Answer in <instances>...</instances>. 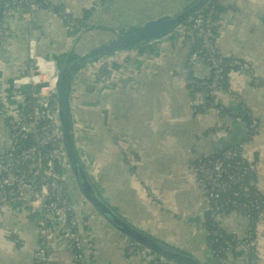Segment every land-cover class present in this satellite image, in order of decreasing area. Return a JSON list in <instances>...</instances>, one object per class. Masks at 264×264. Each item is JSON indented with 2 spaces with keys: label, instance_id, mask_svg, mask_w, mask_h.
I'll use <instances>...</instances> for the list:
<instances>
[{
  "label": "crops",
  "instance_id": "crops-1",
  "mask_svg": "<svg viewBox=\"0 0 264 264\" xmlns=\"http://www.w3.org/2000/svg\"><path fill=\"white\" fill-rule=\"evenodd\" d=\"M42 1L78 21L88 12L91 16L83 25L148 19L172 0H112V6L104 11H99V0ZM219 3L227 11L215 33L216 48L225 57L247 64L254 79L239 71L227 74V92L218 96L223 118L214 111L194 113V107L203 103V95L192 97L187 90L188 48L174 38L126 56L118 69L125 74L120 81L85 85L80 80L75 86L81 142L90 172L103 193L126 217L171 242L199 251L204 240L195 236L199 232H193L197 225L183 220L204 208L201 197L192 193L188 166L199 156L216 154L221 152L220 146L238 141L247 128L244 112L258 122V132L244 144V157L264 195V0ZM44 11L34 12L29 26L11 17L2 23L7 50H0L4 64L0 69V151L6 141L8 112L19 111L24 103L23 96L11 90L12 79H6L5 70L10 68L9 73L14 74L25 65L28 38H34L38 48L40 45L42 56L73 36L53 13ZM192 71L198 78L208 74L201 66ZM221 124L228 127L225 135L214 132ZM88 214L90 219L83 221L90 264H153L143 257L128 261L126 241L89 209ZM257 227V264H264V223ZM39 248L38 225L28 210L1 209L0 264H35ZM67 251V243L57 240L54 260L61 264Z\"/></svg>",
  "mask_w": 264,
  "mask_h": 264
},
{
  "label": "built area",
  "instance_id": "built-area-1",
  "mask_svg": "<svg viewBox=\"0 0 264 264\" xmlns=\"http://www.w3.org/2000/svg\"><path fill=\"white\" fill-rule=\"evenodd\" d=\"M107 2L109 0H99V6L102 7ZM38 10L53 13L69 34H76L80 30V21L63 19L62 15L68 13L63 10L54 13L48 2L0 0V50H7L3 21L11 17L20 19L29 26L32 14ZM190 24L188 32L199 39L198 48H195L191 37H186V33H179L173 38L188 48L187 66L190 71L195 66H201L208 74L203 78L193 75L185 79V86L191 92L196 88L202 89L201 95L206 91L210 101L208 110H213L218 117L223 118L224 110L218 104V96L227 92V74L239 71L249 80L254 79L247 64L225 57L217 50L215 32L221 27L222 20L214 21L210 15H198ZM26 48L27 63L19 68V78L12 80L10 84L14 93L23 96L24 103L19 111L8 112L6 141L0 151V210L20 208L28 210V214L35 218L40 241V248L34 255L35 264H58L53 257V246L57 240L65 241L68 246L61 264H84L77 220H88L91 215L86 216L88 208L83 202L73 206L67 194L65 159L56 125V65L40 56L34 38H28ZM3 66L0 62V69ZM103 67L101 63L85 71L82 83L97 84L99 81L96 80ZM109 71L106 80L109 84L125 77L119 70ZM77 96L75 92L73 104L76 108L80 104ZM244 114L247 118V130L239 144L223 151L219 157L199 156L191 164L194 186L204 203V214L214 221L231 210L246 223V229L242 233L219 229L229 236L233 247L223 250L224 255L215 259L227 264H257L254 229L259 223H264V195L256 184L252 165L244 157V142L254 138L258 132V122L249 113ZM227 129V125L221 124L214 128V132L225 135ZM85 225L87 227V224L84 223L86 231ZM202 232L206 234L208 229L202 228ZM217 241L216 239L215 242ZM125 244L128 261L143 257L152 260L153 264L162 262L128 241Z\"/></svg>",
  "mask_w": 264,
  "mask_h": 264
},
{
  "label": "water",
  "instance_id": "water-1",
  "mask_svg": "<svg viewBox=\"0 0 264 264\" xmlns=\"http://www.w3.org/2000/svg\"><path fill=\"white\" fill-rule=\"evenodd\" d=\"M211 1L172 0L167 6L154 10L148 19L107 24H98L93 21L83 24L80 26V30L71 36L67 44L59 48L53 45L54 48L41 54L54 62L57 70L55 79L56 125L64 153L65 185L70 203L76 206L79 202H83L91 213L113 233L166 264L227 263L215 259L211 250L206 247V234L201 230L204 220V212L201 209L196 211L195 216L183 218L185 222L197 225L193 232H202L201 238L204 240L202 242L204 247L199 251L190 246L171 242L164 236L148 230L143 226V223L126 217L111 203L108 196L97 185L88 167L80 137V124L76 119L73 106V97L76 92V82L81 80L85 71L103 62H111L118 56L135 53L169 40L192 19L204 12ZM161 2L164 3L163 0ZM109 6H112V0L100 7L99 11H104ZM39 48L37 44V51ZM5 71L7 80L19 78L18 71L14 74L9 73L10 68ZM244 133L232 145L220 146L221 152L239 144ZM188 168L189 185L194 196H197L191 166L189 165ZM214 222L219 229L223 230L228 229L242 233L246 229L245 221L237 213L220 216ZM77 231L83 262L90 264L88 238L83 219L77 220Z\"/></svg>",
  "mask_w": 264,
  "mask_h": 264
},
{
  "label": "trees",
  "instance_id": "trees-1",
  "mask_svg": "<svg viewBox=\"0 0 264 264\" xmlns=\"http://www.w3.org/2000/svg\"><path fill=\"white\" fill-rule=\"evenodd\" d=\"M52 11L54 13H58V12L61 11V9L53 8ZM226 11H227V8L221 6V4L219 3V0H212L210 2L209 6L207 7V9L204 12H202L200 15L201 16L210 15L214 21H217V20L221 21L224 13H226ZM90 16H91V14H89L88 12H86L85 13V16L82 18L83 20L82 19H81V21L79 20L80 21V26L82 25V23H85L86 21H88L89 18H90ZM71 17L72 16L71 15H68V14L62 15V18L65 19V20H71L70 19ZM66 22L69 23V21H66ZM190 26H191L190 23L187 24L183 29H181L180 31H178L174 36H177V35H179V33H182V32L183 33H186V37H191V40L195 44V48H198L199 39L195 36V34H190L188 32V31H190ZM173 37H171V38H173ZM105 64L106 63H104L103 65H105ZM120 64L121 63H119V62H108V64L105 65L100 70L99 77L97 78L96 82H98V81L100 82V80L106 81L107 80V77L110 74V71L109 70H112V69L118 70L120 68ZM192 76H193V71L191 72L190 71V68L187 66L186 67V79L187 78H191ZM187 90H188V88H187ZM201 90L202 89H197L196 88L192 92L189 91V90L188 91L191 94V96L193 97L195 94L202 93ZM209 107H210V101H209V98H208V94H207L206 91H204L203 103L200 104V105H198V106H196V107H194V113L195 114H203L206 111H213V110H210V109L208 110ZM76 109L77 108L74 106L75 113L77 114ZM76 119H77V115H76ZM77 121H78V119H77ZM247 141H250V140L249 139L246 140L244 142V144ZM222 153L223 152H218L216 154H213L212 156L219 157L220 155H222ZM86 157L88 158V155L87 154H86ZM230 211L231 210H227L221 216H227V215L231 214L232 212H230ZM258 218H260V217H258ZM257 226H255V229H254V235H255L254 238H255V240L257 238V234H256L257 233V228H258ZM202 228H205V229L207 228L208 229V232L206 233L207 236L205 238V244H206V247L211 250L212 255L214 257H216V258L221 257L222 255H224L223 252H222L223 250H227V249H229V247H233V245H230L229 236H227L225 233L221 232L219 230V227L217 226V224L213 220H211V218L207 214H204V220L202 222ZM216 239L218 240L217 242H215Z\"/></svg>",
  "mask_w": 264,
  "mask_h": 264
},
{
  "label": "rangeland",
  "instance_id": "rangeland-1",
  "mask_svg": "<svg viewBox=\"0 0 264 264\" xmlns=\"http://www.w3.org/2000/svg\"><path fill=\"white\" fill-rule=\"evenodd\" d=\"M71 18H72V17H71ZM72 19H74V18H72ZM74 20H75V19H74ZM149 48H150V47H149ZM140 51H141V50H140ZM140 51H139V52H140ZM129 55H130V54H126V55L118 56V57L114 58L111 62H120V63H121V66H122L123 63H124V62H123L124 58H125L126 56H129ZM104 63H106V62H103L102 64H104ZM104 66H105V65H104ZM91 69H92V68H91ZM75 103H77V101H75ZM73 106H75V104H73ZM75 107H76V106H75ZM78 109H79V107H77L76 111H78ZM155 200H159V199L157 198V199H155ZM196 237L199 238L200 240H202L200 234H197ZM202 242H203V241H202ZM202 242H201V243H202ZM203 247H204V246L200 244V250H203Z\"/></svg>",
  "mask_w": 264,
  "mask_h": 264
}]
</instances>
